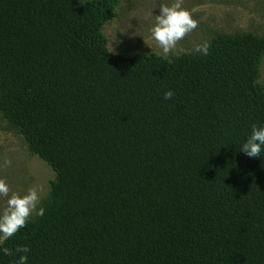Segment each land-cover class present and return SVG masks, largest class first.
Masks as SVG:
<instances>
[{
    "label": "trees",
    "instance_id": "16d2710c",
    "mask_svg": "<svg viewBox=\"0 0 264 264\" xmlns=\"http://www.w3.org/2000/svg\"><path fill=\"white\" fill-rule=\"evenodd\" d=\"M121 1L0 0V133L50 173L0 264L17 246L26 264H264V147L240 150L264 124V28L213 13L168 55L110 51Z\"/></svg>",
    "mask_w": 264,
    "mask_h": 264
},
{
    "label": "rangeland",
    "instance_id": "374dc122",
    "mask_svg": "<svg viewBox=\"0 0 264 264\" xmlns=\"http://www.w3.org/2000/svg\"><path fill=\"white\" fill-rule=\"evenodd\" d=\"M173 2L174 0H130L128 2L127 0H122L114 20L104 27L108 49L110 51L119 50L126 54L137 50H154L163 53L158 43L152 38L150 29L155 23V16L159 14V6L170 5ZM256 2L255 0H246V5L249 9H245L242 7L243 5L232 2V0H183L182 7L187 11L189 10L190 13H194L196 17L193 19L198 22L206 20L213 13H226L231 17L233 20L232 24L236 28H264V3L259 6L260 2L259 4ZM212 19L215 22L220 18L213 17ZM262 58L261 78L264 79V57ZM2 150L7 153H15L10 154L12 156L11 159H8L5 155L0 158L2 160L0 179L7 183L10 194L15 188L12 183L16 179L11 176L14 166L24 167L22 176L25 174V179L28 181L25 184V188L18 189L16 187L17 192L23 195L30 188H36L38 195L42 194L46 190L45 180L50 176L47 169L40 165L35 158L27 157L20 149L18 143L0 133V151ZM5 161H10V164L6 166ZM15 173L19 174L21 171L16 169ZM3 200L0 197V212L6 207V201Z\"/></svg>",
    "mask_w": 264,
    "mask_h": 264
},
{
    "label": "clouds",
    "instance_id": "9594fccd",
    "mask_svg": "<svg viewBox=\"0 0 264 264\" xmlns=\"http://www.w3.org/2000/svg\"><path fill=\"white\" fill-rule=\"evenodd\" d=\"M183 0H174L170 5H160L159 14L155 16V23L150 29L152 38L158 43L164 55L177 50L178 42L186 35L195 30L198 21L193 19L192 14L182 7ZM209 43L207 41L194 44L192 51L202 55H208ZM183 52L184 49H178ZM174 93L167 90L163 93L164 99L169 100ZM264 147V124L251 125V133L242 143L240 150L249 158L260 157ZM10 161H5V165ZM0 197L7 198L6 207L0 212V243L14 236L21 228L26 226L27 221L35 212L36 216L44 215V208L38 207L40 196L36 188H30L25 194L11 192L7 183L0 179ZM30 249L27 246H17L13 251L3 248L6 256L20 254L17 264H26L27 253Z\"/></svg>",
    "mask_w": 264,
    "mask_h": 264
}]
</instances>
